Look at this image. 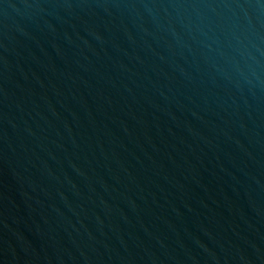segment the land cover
<instances>
[{
    "label": "water",
    "instance_id": "95a60500",
    "mask_svg": "<svg viewBox=\"0 0 264 264\" xmlns=\"http://www.w3.org/2000/svg\"><path fill=\"white\" fill-rule=\"evenodd\" d=\"M0 264H264V0H0Z\"/></svg>",
    "mask_w": 264,
    "mask_h": 264
}]
</instances>
